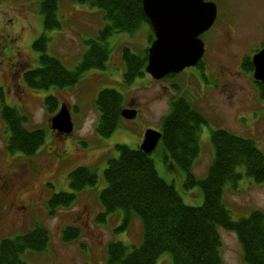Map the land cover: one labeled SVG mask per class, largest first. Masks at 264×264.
Segmentation results:
<instances>
[{
	"label": "rangeland",
	"instance_id": "obj_1",
	"mask_svg": "<svg viewBox=\"0 0 264 264\" xmlns=\"http://www.w3.org/2000/svg\"><path fill=\"white\" fill-rule=\"evenodd\" d=\"M40 1L0 0V239L24 234L35 225L45 227L49 234L46 250L24 252L23 264H103L107 243L120 241L130 246L141 242V223L135 215L124 229H118L122 209L97 220V214L104 213L98 201L105 184L103 170L108 159L118 156L117 144L134 149L146 129L159 130L174 99L185 98L205 120L190 169L195 178L202 179L208 172L213 158L211 132L218 128L251 139L264 155V98L245 67L250 66L251 54L264 45V0H207L216 4L217 16L213 26L201 35L205 53L199 67H188L159 80L144 72L128 84L123 82L121 48L127 46L130 53L141 55L150 44V27L143 23L133 33L117 32L106 38L110 54L105 68L86 70L73 86L37 90L25 83L23 74L38 66L42 53L73 70L89 49V42L96 41L107 25L100 9L78 0H59L55 12L59 25L46 29ZM40 37H44V52L33 46ZM103 88L117 90L123 107H136L137 112L133 119L122 118L106 137L95 131L99 119L95 99ZM49 95L58 100L53 113L44 106ZM61 104L67 106L73 123L68 136L50 129V118ZM3 105L24 116L25 128L45 131L44 143L33 155L6 151ZM86 120L91 121L88 130L84 128ZM162 151L159 140L150 153L160 177L173 184L184 204L201 205L200 188H184L183 171L167 166ZM82 165L94 168L97 184L75 192L70 207L50 213L48 199L57 192H70L68 174ZM236 171L242 177L236 184L226 183L222 195L233 221L255 210L264 212V183L246 176L243 166ZM67 225L77 227L81 236L66 244L61 242L60 233ZM218 233L222 262L245 264L236 234L222 227ZM155 264H171L170 253H161Z\"/></svg>",
	"mask_w": 264,
	"mask_h": 264
},
{
	"label": "trees",
	"instance_id": "obj_2",
	"mask_svg": "<svg viewBox=\"0 0 264 264\" xmlns=\"http://www.w3.org/2000/svg\"><path fill=\"white\" fill-rule=\"evenodd\" d=\"M58 1H40L46 29L59 25L55 18ZM78 1L100 9L107 25L99 31L96 41L89 42V49L73 70L42 53L38 66L23 74L29 87L42 90L77 84L86 70L105 68L110 54L106 38L110 34L133 33L141 24L149 25L141 0ZM148 40L150 43L153 40L151 27ZM43 41L44 37L37 38L33 46L44 52ZM145 49L141 55H136L130 53L127 46L121 48L125 67L123 82L128 84L143 75L147 58ZM257 84L259 95L264 98V84ZM57 104L55 96H45L44 106L49 113L56 110ZM95 106L99 114L95 131L99 136H109L122 119V95L115 89L103 88L97 93ZM1 117L8 135L5 149L9 153L33 155L44 143L45 131L25 128V118L15 108L3 105ZM203 123L202 115L185 98L179 97L170 102L169 112L161 119L159 129L164 152L162 159L167 161V166L183 171L184 188H200L202 204L198 206L184 204L173 184L160 177L150 154L144 153L139 146L132 149L124 144L116 145L118 156L108 159L103 170L105 184L99 191L98 201L104 213L97 214V220H102L104 214L122 209L124 215L118 229H124L130 216L135 215L141 223L142 238L138 245L127 246L120 241L107 243L103 264H155L163 252L170 253L171 264H224L219 252V227L236 234L245 264H264V212L255 210L247 217L233 221L222 201L224 185L228 182L236 184L242 177L236 171L238 166H243L244 174L256 183H264V155L251 139L218 128L211 132L213 158L208 172L202 179L195 178L190 169L198 153ZM97 182L94 168L85 165L74 168L68 174L70 192L52 194L48 199V211L70 207L75 201V192L95 186ZM60 234L61 242L67 244L78 240L81 231L67 225ZM48 244V231L40 225L24 234L2 238L0 264H23L21 255L24 252H42Z\"/></svg>",
	"mask_w": 264,
	"mask_h": 264
},
{
	"label": "water",
	"instance_id": "obj_3",
	"mask_svg": "<svg viewBox=\"0 0 264 264\" xmlns=\"http://www.w3.org/2000/svg\"><path fill=\"white\" fill-rule=\"evenodd\" d=\"M141 3L154 37L147 50L145 73L159 80L195 66L205 50L200 35L213 25L216 4L205 0H141ZM251 62L253 78L264 82V46L252 55ZM120 114L124 119H133L136 110L123 108ZM50 129L59 135L72 132L73 123L65 104L50 118ZM160 138V131L146 129L139 148L150 154Z\"/></svg>",
	"mask_w": 264,
	"mask_h": 264
},
{
	"label": "flooded vegetation",
	"instance_id": "obj_4",
	"mask_svg": "<svg viewBox=\"0 0 264 264\" xmlns=\"http://www.w3.org/2000/svg\"><path fill=\"white\" fill-rule=\"evenodd\" d=\"M216 16H217V14H216ZM216 19V18H215ZM214 22H215V20H214ZM214 24V23H213ZM213 26V25H212ZM208 31V30H207ZM202 35V34H201ZM201 35H200V37H201ZM264 46V45H263ZM263 46H261L256 52H258ZM204 49H205V44H204ZM205 51V50H204ZM256 52H253L251 55H253V54H255ZM205 53V52H204ZM202 57H203V55H202ZM202 57H201V59L197 62V64L195 65V66H197V67H199L201 64H203L204 63V61H201L202 60ZM252 57V56H251ZM251 59V58H250ZM249 65L247 64V65H245V67H246V70L248 71V73H246L247 75L248 74H251V76L253 77V64H252V62L250 61V66L248 67ZM254 79V78H253ZM254 81L256 82V83H262V84H264V82H261V81H256L255 79H254ZM132 103V102H131ZM130 105V104H129ZM134 105V104H133ZM124 108H127V107H124ZM129 108V107H128ZM135 108V110H136V107H130L129 109H134ZM137 113V112H136Z\"/></svg>",
	"mask_w": 264,
	"mask_h": 264
},
{
	"label": "clouds",
	"instance_id": "obj_5",
	"mask_svg": "<svg viewBox=\"0 0 264 264\" xmlns=\"http://www.w3.org/2000/svg\"><path fill=\"white\" fill-rule=\"evenodd\" d=\"M90 124H91V121H88V120L85 121V125H84L85 130H88L90 128Z\"/></svg>",
	"mask_w": 264,
	"mask_h": 264
}]
</instances>
